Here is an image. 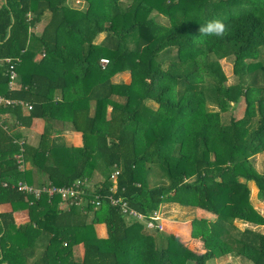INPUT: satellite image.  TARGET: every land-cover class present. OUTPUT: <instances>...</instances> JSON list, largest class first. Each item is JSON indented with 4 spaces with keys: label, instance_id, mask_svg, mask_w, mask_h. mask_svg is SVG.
Returning <instances> with one entry per match:
<instances>
[{
    "label": "trees",
    "instance_id": "1",
    "mask_svg": "<svg viewBox=\"0 0 264 264\" xmlns=\"http://www.w3.org/2000/svg\"><path fill=\"white\" fill-rule=\"evenodd\" d=\"M83 1L0 6V94L17 101L0 107V203L12 208L0 212V264H227L231 255L264 264V232L235 225H264L248 186L264 201V172L254 165L264 151V0ZM215 19L226 34L201 35ZM230 57L237 81L227 85L219 61ZM126 71L129 83L112 81ZM241 98L242 116L224 120ZM33 118L45 122L38 143L19 142L8 129ZM65 130L81 132L82 145H67ZM116 168L115 197L144 214L163 202L192 207L190 237L203 244L149 229L109 200L95 209ZM77 180L92 184L90 194L64 208L60 194L35 198L16 187ZM21 209L29 220L17 225L12 212ZM102 222L106 237L95 231Z\"/></svg>",
    "mask_w": 264,
    "mask_h": 264
},
{
    "label": "rangeland",
    "instance_id": "2",
    "mask_svg": "<svg viewBox=\"0 0 264 264\" xmlns=\"http://www.w3.org/2000/svg\"><path fill=\"white\" fill-rule=\"evenodd\" d=\"M69 2L73 7H78V8L84 7L86 5V3L83 0H69ZM158 20L160 22L166 23L165 21L166 19L163 17H158ZM40 24L41 26L44 25L43 22ZM103 37H104V33L98 34V36L96 37V42H99ZM262 58H264V53L262 54ZM232 60L233 58L230 57V58L221 59L219 61L222 67V71L224 72L226 76L227 85L233 84L237 81V77L233 74ZM130 80H131V77L127 71L117 73L112 78V81L114 82L123 81V82L129 83ZM116 99L120 101L119 97H116ZM148 104L152 105L153 107L156 106V104L152 102H149ZM244 107H245V103L243 99L241 98L239 100V103L236 106H234L229 112L223 114L224 120L225 119L227 120L229 115H233L236 118H240L243 114ZM254 165L258 172H264V151L255 155ZM25 168H29V165L25 164ZM156 177L157 176H155V178ZM155 178L153 179L152 181L153 183H151L150 186L155 185ZM248 186L250 189V196H249L250 203L261 215L264 216V201L259 200V198L257 197L258 189L256 187L255 182L253 181L248 182ZM164 203L165 202L161 203L158 209L154 211L157 214L156 216L157 218H154L156 219L155 222L157 223V225H159L162 229H166L168 231L174 232L175 234H177L178 237H181L182 240H184L185 239L184 237H186L187 239L194 240V243H197V242L200 243L201 239L199 238L193 239L190 237V220H192V218L194 217L195 210L192 207L180 205L178 203L176 204L175 203L164 204ZM153 213H150V214H153ZM167 218L170 221L165 220ZM214 218L215 216L211 217L212 220ZM141 223L145 224L147 228H151V226L153 225V223L150 222V220L146 218L143 219ZM235 225L239 229L251 227L253 229L264 232V225H254V224L243 222L240 220H235ZM194 243H192L191 245L186 243V245L194 249L195 247ZM79 252H81V249H79V247L78 248L75 247V253L79 254ZM207 264H221V263L217 259H212L208 261ZM227 264H252V263L249 260L243 259V257H234L231 255V256H228Z\"/></svg>",
    "mask_w": 264,
    "mask_h": 264
},
{
    "label": "built area",
    "instance_id": "3",
    "mask_svg": "<svg viewBox=\"0 0 264 264\" xmlns=\"http://www.w3.org/2000/svg\"><path fill=\"white\" fill-rule=\"evenodd\" d=\"M6 62L10 63L11 59L6 58ZM108 62L107 59L102 58L101 63L105 65ZM9 77H10V82H9V87L12 86L13 81L15 80L16 77V72L14 70L13 64L10 63L9 65ZM17 101L11 98H8L2 94H0V107L4 106H9L15 104ZM25 109L30 110L31 106L30 105H24ZM23 165H20L22 167ZM119 173V168H116L112 173H111V179H112V186L110 187L109 191L111 192L110 194H107L104 198L105 199H100V196L98 194H94V199L92 200L95 203V209L103 205L104 203H108L107 200H109V203L111 205H119L121 212L127 216V218L136 220V221H142L143 219H149L150 222L153 223L151 228H159L162 229L157 223L155 222L157 218L156 212L153 214H144L142 212H139L133 208H130L128 204L122 200L121 197L117 196L115 197L113 194L116 193L117 191V175ZM86 180V179H85ZM84 181L77 180L70 186H56L54 184H51L49 181L47 184L42 185L41 187H35L33 185H29L25 182L19 181L16 185L17 189L23 193L27 194H32L34 195L35 198H38L42 193H46L47 195L51 196L53 194H60L61 196V203H60V208L67 207L68 204L70 203L68 199L70 197H75L78 195V193H84L85 195L90 194L88 189L93 187L92 184H84ZM4 186L7 184L4 183ZM92 195V193H91ZM145 225V224H144ZM146 226V225H145ZM149 228V229H151Z\"/></svg>",
    "mask_w": 264,
    "mask_h": 264
},
{
    "label": "crops",
    "instance_id": "4",
    "mask_svg": "<svg viewBox=\"0 0 264 264\" xmlns=\"http://www.w3.org/2000/svg\"><path fill=\"white\" fill-rule=\"evenodd\" d=\"M3 1L4 0H0V6L3 3ZM42 27L43 26H41V24L40 25L38 24L35 28H33L34 33L35 34L41 33ZM40 56L41 55H38L37 59H39ZM17 60L19 61L20 59H17ZM23 112H24V114L28 113V110L25 109V106H23ZM2 116H4V113L2 114ZM9 121H10L9 122L10 124L15 122L13 119H10ZM0 123H1V120H0ZM44 123L45 122L42 118H33L30 125L27 127L18 125L14 128L11 127L8 130H11L13 132L18 131L20 133L19 142H27L31 145H36L39 141L40 134L43 132ZM2 126L4 129H7L6 125L3 124ZM62 135H63V138H64L65 142L67 143V145H72V146H81L82 145L81 132L74 131V130H65L62 132ZM23 167L24 166H22L20 168L22 169ZM164 204H171V202H165ZM10 211H12L10 203H8V202L0 203V212H10ZM12 213H13L14 222L17 225L24 223V222H27L29 220L27 209H21V210L13 211ZM165 220L170 221L168 218ZM95 231L99 237H106V235H107L104 223H96L95 224ZM80 253L81 252H79V254L75 253V255L79 256Z\"/></svg>",
    "mask_w": 264,
    "mask_h": 264
},
{
    "label": "clouds",
    "instance_id": "5",
    "mask_svg": "<svg viewBox=\"0 0 264 264\" xmlns=\"http://www.w3.org/2000/svg\"><path fill=\"white\" fill-rule=\"evenodd\" d=\"M199 32L201 35L223 37L227 32V26L223 21L215 19L202 25Z\"/></svg>",
    "mask_w": 264,
    "mask_h": 264
}]
</instances>
